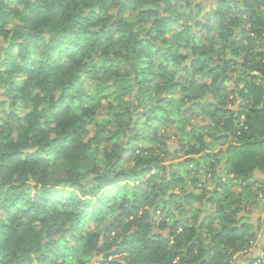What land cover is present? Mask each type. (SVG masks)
Returning <instances> with one entry per match:
<instances>
[{
    "label": "clouds",
    "instance_id": "9594fccd",
    "mask_svg": "<svg viewBox=\"0 0 264 264\" xmlns=\"http://www.w3.org/2000/svg\"><path fill=\"white\" fill-rule=\"evenodd\" d=\"M0 264H264V0H0Z\"/></svg>",
    "mask_w": 264,
    "mask_h": 264
}]
</instances>
